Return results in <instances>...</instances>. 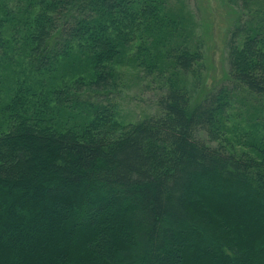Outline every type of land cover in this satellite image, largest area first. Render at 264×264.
Instances as JSON below:
<instances>
[{
  "label": "trees",
  "instance_id": "16d2710c",
  "mask_svg": "<svg viewBox=\"0 0 264 264\" xmlns=\"http://www.w3.org/2000/svg\"><path fill=\"white\" fill-rule=\"evenodd\" d=\"M234 1L209 89L167 0H0V264H264V3ZM130 49L163 91L124 122L98 96Z\"/></svg>",
  "mask_w": 264,
  "mask_h": 264
},
{
  "label": "rangeland",
  "instance_id": "374dc122",
  "mask_svg": "<svg viewBox=\"0 0 264 264\" xmlns=\"http://www.w3.org/2000/svg\"><path fill=\"white\" fill-rule=\"evenodd\" d=\"M169 9L173 13L181 15L186 27L187 41L190 46L198 45L203 53L201 69L202 83L209 89L226 85L227 79V42L233 31L238 27L245 17L243 8L239 2L234 0H167ZM264 3V0H253V7ZM239 43L242 38H239ZM116 65L117 76L116 87L106 97L98 96V102L113 106L118 118L124 122L136 121L157 112V99L162 94L163 77L158 74L146 75L141 67L131 60V49L127 50ZM72 61L64 60L58 65V77L60 74L69 79V70H81L82 66L76 65L71 68ZM0 75L4 79H10V74L0 69ZM70 76V75H69ZM8 79V80H9ZM60 79V78H59ZM57 83H60V80ZM190 83L191 79L186 78ZM66 82V81H64ZM70 83V82H68ZM11 84V81L9 82ZM61 85V84H60ZM4 86H9L5 84ZM5 90V89H4ZM6 94V95H5ZM0 95V105L6 100L7 93ZM97 100H95L96 102ZM63 113L61 123L64 122ZM81 115L73 117L72 120L81 119ZM228 127L227 136L233 142L243 132L251 129L245 118L232 115L226 122ZM5 120L0 113V130H5ZM199 136L207 140L204 132ZM263 134L260 132L259 135ZM212 145L217 144L211 142ZM234 145L239 149L241 146Z\"/></svg>",
  "mask_w": 264,
  "mask_h": 264
}]
</instances>
